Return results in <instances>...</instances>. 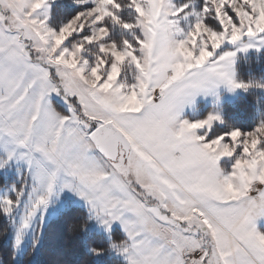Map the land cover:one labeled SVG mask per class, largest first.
I'll return each mask as SVG.
<instances>
[{
  "label": "snow or ice",
  "instance_id": "1",
  "mask_svg": "<svg viewBox=\"0 0 264 264\" xmlns=\"http://www.w3.org/2000/svg\"><path fill=\"white\" fill-rule=\"evenodd\" d=\"M0 0V264L38 255L72 210L94 258L264 264V0ZM204 118L185 112L198 98ZM259 102V101H258ZM98 229L94 232L93 227Z\"/></svg>",
  "mask_w": 264,
  "mask_h": 264
},
{
  "label": "trees",
  "instance_id": "2",
  "mask_svg": "<svg viewBox=\"0 0 264 264\" xmlns=\"http://www.w3.org/2000/svg\"><path fill=\"white\" fill-rule=\"evenodd\" d=\"M64 14L70 13L71 7L67 4ZM245 77L254 76L257 79L264 78V59L252 58L242 66ZM259 101V102H258ZM204 104V103H203ZM199 103L198 108L203 106ZM226 119L235 126L251 128L256 119L264 114V92L254 91L250 95L239 96L232 101L222 103ZM207 107L204 108L206 110ZM84 209L81 205L72 204V210L59 222L53 223L46 231L43 246L38 255L31 254V250L20 258L21 264H120L117 258L104 256L94 258L88 252L89 244L98 237H82L78 228L70 227L73 221L82 217ZM94 232H98L93 227ZM10 238L7 234V224L0 220V256H3L10 248Z\"/></svg>",
  "mask_w": 264,
  "mask_h": 264
},
{
  "label": "rangeland",
  "instance_id": "3",
  "mask_svg": "<svg viewBox=\"0 0 264 264\" xmlns=\"http://www.w3.org/2000/svg\"><path fill=\"white\" fill-rule=\"evenodd\" d=\"M65 4L68 5V0H65ZM73 11V9H70V13ZM239 96V94H229V93H224L221 99V105L223 102L225 101H232L235 100L237 97ZM199 103H204L203 106L200 105V107L198 108V104ZM207 107L206 110H204V108ZM215 105L212 103L210 98L207 99H200L197 100V103L194 105V107L192 109H190L188 111V113H185V117L189 118V119H198V118H204L210 111H212L214 109ZM71 204H78L81 205V203L75 198V197H71Z\"/></svg>",
  "mask_w": 264,
  "mask_h": 264
},
{
  "label": "crops",
  "instance_id": "4",
  "mask_svg": "<svg viewBox=\"0 0 264 264\" xmlns=\"http://www.w3.org/2000/svg\"><path fill=\"white\" fill-rule=\"evenodd\" d=\"M202 98H204V97H200V98H198V100H200V99H202ZM204 99H207V98H204ZM194 106H192L191 108H189L188 110H186V112L188 113V111L190 110V109H192ZM185 112V113H186ZM258 227L260 228V230H262V231H264V219H261V220H259L258 222ZM95 227V226H94ZM98 230V229H97Z\"/></svg>",
  "mask_w": 264,
  "mask_h": 264
}]
</instances>
